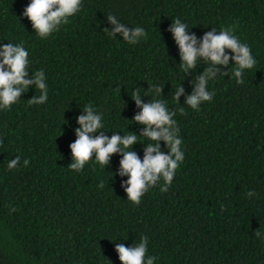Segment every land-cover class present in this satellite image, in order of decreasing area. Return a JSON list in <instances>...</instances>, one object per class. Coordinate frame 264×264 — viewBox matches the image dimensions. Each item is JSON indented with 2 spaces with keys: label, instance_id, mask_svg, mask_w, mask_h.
Listing matches in <instances>:
<instances>
[{
  "label": "trees",
  "instance_id": "16d2710c",
  "mask_svg": "<svg viewBox=\"0 0 264 264\" xmlns=\"http://www.w3.org/2000/svg\"><path fill=\"white\" fill-rule=\"evenodd\" d=\"M30 2L0 0V50L23 43L26 78L43 70L48 89L43 104H29L41 95L32 85L0 110V264H121L117 244L131 248L141 237L154 264H264V0H82L81 11L47 38L23 15ZM109 15L143 28L145 38L131 45L110 36ZM177 18L197 47L213 28H232L257 61L241 85L234 61L220 66L228 74L209 80L214 96L199 111L186 99L207 65L200 60L186 74L180 68L169 31ZM152 86L163 87L161 96L148 92ZM137 89L143 104L162 99L175 113L184 154L167 192L161 180L138 206L127 200L128 177L119 175L122 154L106 168L93 156L82 172L69 169L77 120L89 104L109 139L142 133L133 121L142 110L131 98ZM148 142L155 143L138 137L131 148L141 160ZM160 149L168 154L163 140Z\"/></svg>",
  "mask_w": 264,
  "mask_h": 264
},
{
  "label": "clouds",
  "instance_id": "9594fccd",
  "mask_svg": "<svg viewBox=\"0 0 264 264\" xmlns=\"http://www.w3.org/2000/svg\"><path fill=\"white\" fill-rule=\"evenodd\" d=\"M82 0H31L24 10L23 15L31 22L37 35L41 38L49 37L53 32L59 30L60 26L69 23V17H74L81 11ZM107 20L113 25L112 31L107 32L115 37L117 34L123 37L128 44L135 45L145 38V30L141 27L128 29L114 15H109ZM173 33L175 42L180 49L182 64L180 68L186 74L196 68L197 63L203 60L207 67L202 75L196 77L194 82V92L186 99V104L194 111L200 110L203 102L212 100L214 93L208 91L209 80H214L217 74L227 75L228 72H221L220 66L228 67L229 60L234 61L235 67L232 69L234 78L238 85L244 83L242 75L245 70H251L257 61L252 55V50L246 43H241L234 34L232 28H225L217 32L215 28L203 36L200 46L197 47L195 35L188 34L187 25L177 18L169 28ZM230 52L232 55H227ZM0 110H10L16 104L28 88L32 85L39 89L41 95L29 100V104H43L48 99V89L45 83L43 70L36 71L32 78L28 79L29 60L28 52L23 43L13 45L8 43L0 50ZM148 92L155 96H161L163 87L152 86ZM146 92L145 95H148ZM184 89L181 85L177 88L174 99L178 103L179 97ZM138 108L139 114L134 117V122L144 126L142 133L137 136L130 133L127 135H112L109 139L102 134L104 125L102 115L92 107L91 104L85 106L84 115L79 116L77 122L80 128L76 129V141L70 145L72 153V163L69 169L82 172L86 164L93 161L101 167L106 168L110 157L120 153L123 159L120 161V176H127L125 191L127 200L133 205H139L141 198L150 188L163 180L160 191L167 192L171 186L176 170L184 160L181 150L182 140L179 138L180 129L175 119V113L169 111L165 101L162 99H152L150 103L141 102L140 90L133 92L131 97ZM180 113H184L183 107ZM101 132L100 135H95ZM138 137H144L149 143L144 149V158L141 160L138 155L131 150L132 146L138 143ZM163 140L168 151L164 154L160 149V141ZM2 143V142H0ZM20 164V157L11 160L7 167L9 170L15 169ZM29 161L25 159L23 166L27 167ZM101 183L99 187H103ZM249 197L255 195L254 191L247 193ZM15 212V208H10ZM260 235L258 231L255 233ZM121 264H154L155 257L148 255L147 237H141L139 244L131 248L125 247L122 243L116 246Z\"/></svg>",
  "mask_w": 264,
  "mask_h": 264
}]
</instances>
